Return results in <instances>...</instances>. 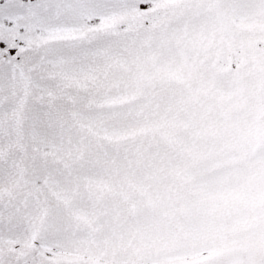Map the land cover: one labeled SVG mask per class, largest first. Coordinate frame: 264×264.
Returning a JSON list of instances; mask_svg holds the SVG:
<instances>
[{"label": "snow or ice", "instance_id": "obj_1", "mask_svg": "<svg viewBox=\"0 0 264 264\" xmlns=\"http://www.w3.org/2000/svg\"><path fill=\"white\" fill-rule=\"evenodd\" d=\"M0 264H264V0H0Z\"/></svg>", "mask_w": 264, "mask_h": 264}]
</instances>
